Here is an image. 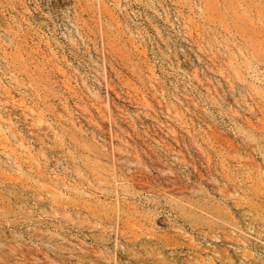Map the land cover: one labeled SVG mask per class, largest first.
<instances>
[{
	"label": "rangeland",
	"instance_id": "1",
	"mask_svg": "<svg viewBox=\"0 0 264 264\" xmlns=\"http://www.w3.org/2000/svg\"><path fill=\"white\" fill-rule=\"evenodd\" d=\"M0 264H264V0H0Z\"/></svg>",
	"mask_w": 264,
	"mask_h": 264
}]
</instances>
